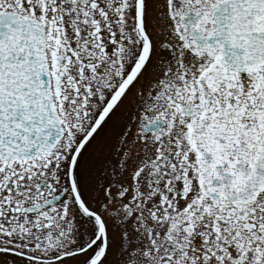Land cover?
Returning <instances> with one entry per match:
<instances>
[{
  "label": "snow or ice",
  "instance_id": "obj_1",
  "mask_svg": "<svg viewBox=\"0 0 264 264\" xmlns=\"http://www.w3.org/2000/svg\"><path fill=\"white\" fill-rule=\"evenodd\" d=\"M0 264H264V0H0Z\"/></svg>",
  "mask_w": 264,
  "mask_h": 264
}]
</instances>
